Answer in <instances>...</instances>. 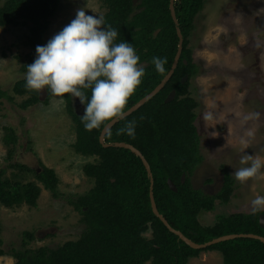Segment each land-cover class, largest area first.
Returning <instances> with one entry per match:
<instances>
[{
    "label": "trees",
    "instance_id": "1",
    "mask_svg": "<svg viewBox=\"0 0 264 264\" xmlns=\"http://www.w3.org/2000/svg\"><path fill=\"white\" fill-rule=\"evenodd\" d=\"M61 2L6 0L0 4V28L29 27L30 35L24 44L31 48L30 64L35 59L36 47L44 44L51 19L59 11ZM206 2L177 0L175 9L184 45L174 75L159 94L118 122L105 137V143H128L143 153L152 169L159 212L174 229L198 244L230 234L264 237V228L260 225V215H264V211L222 214L210 226L203 225L199 219L201 213L215 211L218 201L222 205L230 204L235 191L234 180L229 174H225L224 185L216 195L196 187L192 180L204 157L196 125L199 102L191 93V80L197 74V66L190 44L196 18ZM102 3L105 24L118 31L116 42L131 43L140 58L139 63L146 64L141 84L129 97L122 110L124 113L150 94L170 72L180 38L171 14V0H139L136 3L134 0H103ZM157 56L167 58L163 73L157 72L151 62ZM27 65L23 70L26 71ZM185 76L188 80L183 83ZM46 91L48 97L43 101L41 91L26 90L25 78L13 87L16 95L27 96L20 105L22 109L40 102L49 103L53 95ZM83 91L90 97L89 89ZM172 91H176V97L167 103ZM62 97L75 124L76 142L72 147L78 155L93 159L83 166V173L93 182V187L70 202L80 213L85 228L79 239L55 249L30 248L37 237L34 232L25 231L23 249L14 248L7 253L0 248V256H12L15 264H189L202 252L213 251L222 255L224 264H264V243L260 240L237 238L203 250L193 249L180 240L153 212L151 180L142 159L131 150L105 147L100 142L101 133L111 120L88 131L82 122L84 109L78 110L76 98L71 94ZM5 98L13 99L0 86V105ZM133 120L136 121L134 138L120 131ZM5 131L3 139L9 149L7 161L10 164L0 169V206L37 208L43 189L54 198H60V178L56 171L42 161L39 162L41 171L19 161L13 162L19 138L11 127H6ZM8 169H12L9 176ZM168 180L175 184L177 191L170 187ZM207 182L213 184L211 179ZM2 232L0 220V246L4 243Z\"/></svg>",
    "mask_w": 264,
    "mask_h": 264
},
{
    "label": "rangeland",
    "instance_id": "2",
    "mask_svg": "<svg viewBox=\"0 0 264 264\" xmlns=\"http://www.w3.org/2000/svg\"><path fill=\"white\" fill-rule=\"evenodd\" d=\"M5 1L0 0V4ZM102 2L62 0L42 46L69 24L78 10L102 15L105 12ZM29 35V27L25 25L0 28V86L13 98L2 99L0 105V169L10 164L3 138L5 128L11 127L19 138L13 162L41 171L42 161L54 169L60 178L61 196L54 198L43 189L37 208L0 206L4 241L0 248L7 253L14 248L23 249L25 231L34 232L37 237L30 245L33 249L43 246L55 249L79 239L85 226L70 202L93 187L83 173V166L93 159L78 155L72 147L76 142L75 124L63 97L52 96L47 104L40 102L22 109L20 105L27 96L13 92L14 85L25 78L23 67L30 64L31 48L24 44ZM190 48L197 66L191 93L199 102L196 125L204 157L192 180L196 187L216 195L224 185L225 174H229L235 188L230 204L218 201L215 211L201 213L200 222L210 226L222 214L254 213L251 200L264 196V168L245 183L234 176L235 169L242 166L239 160L244 150L264 162V0H207L196 18ZM41 93L44 101L48 97L46 89ZM76 100L78 110L84 109L79 98ZM249 131L252 137L247 136ZM11 171L8 169L7 176ZM209 179L213 184H208ZM15 263L10 255L0 256V264ZM189 264L224 262L219 252L207 251Z\"/></svg>",
    "mask_w": 264,
    "mask_h": 264
},
{
    "label": "clouds",
    "instance_id": "3",
    "mask_svg": "<svg viewBox=\"0 0 264 264\" xmlns=\"http://www.w3.org/2000/svg\"><path fill=\"white\" fill-rule=\"evenodd\" d=\"M117 36L118 31L106 25L102 15H88L84 9L78 10L75 18L46 45L36 47L35 59L26 69V90L47 89L53 96L71 94L79 98L84 105L82 122L88 131L122 116L145 70L132 44L117 43ZM151 62L157 72L166 71V57H153ZM83 89L90 90V97ZM135 128L133 120L120 131L134 138ZM247 136L252 137L253 133L249 131ZM241 143L246 145L247 141L241 140ZM239 163L242 166L235 169L234 176L241 183L257 177L264 168L260 158L245 150ZM250 205L254 212L264 210V196H256Z\"/></svg>",
    "mask_w": 264,
    "mask_h": 264
},
{
    "label": "water",
    "instance_id": "4",
    "mask_svg": "<svg viewBox=\"0 0 264 264\" xmlns=\"http://www.w3.org/2000/svg\"><path fill=\"white\" fill-rule=\"evenodd\" d=\"M134 1L136 3L139 0H134ZM176 2H177V0H171L170 9H171V14H172L173 20H174L176 27H177V33H178V36L180 38V41H179V46H178V53L176 55V58L174 60V63H173V66H172L170 72L165 76V78L162 80V82L150 94H148L146 97H144L142 100H140L137 104H135L129 110L124 112L122 116H118V117L114 118L113 120H111L103 129L101 136H100V142L105 147H120V148H125L128 150H131L135 155L139 156L142 159L144 166L148 172V176L151 180L150 198H151V205H152V209H153L154 214L165 224V226L172 233L177 235L180 238V240L184 241L191 248L197 249V250H203V249H207L210 246H213V245H216V244H219L222 242H226V241L235 240L237 238H252V239L260 240L262 243H264V237L260 236V235H256V234H230V235H225V236L215 238V239H213V240H211L205 244L195 243L194 241H192L191 239L186 237L181 231L174 229L168 223V221L165 219V217L159 212L158 206L156 204L155 197H154L155 181H154L152 169H151L149 162L147 161V159L143 155V153L139 149H137L136 147H134L133 145L128 144V143H124V142H121V143H105L106 135L118 122H120V121L124 120L125 118H127L128 116L132 115L134 112H136L140 108H142L146 103H148L150 100H152L157 94H159L164 89L166 84L169 82V80L174 75L175 70L178 67V64H179V61H180V58H181V55L183 52V45H184V36L182 34V31L180 28V23H179V20L177 18L176 9H175ZM145 65H146L145 63L141 64V66H145ZM187 80H188V76H185L183 78L182 82L184 83ZM175 97H176V91H172L170 93V95L167 97L166 102L167 103L172 102L175 99ZM168 183L174 191H177L175 184L171 180H168ZM260 225L264 228V215H260Z\"/></svg>",
    "mask_w": 264,
    "mask_h": 264
}]
</instances>
